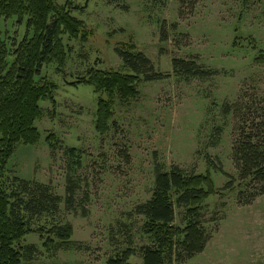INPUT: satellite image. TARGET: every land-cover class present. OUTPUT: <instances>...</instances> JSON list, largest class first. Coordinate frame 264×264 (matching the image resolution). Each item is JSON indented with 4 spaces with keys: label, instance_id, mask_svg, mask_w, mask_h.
Here are the masks:
<instances>
[{
    "label": "rangeland",
    "instance_id": "374dc122",
    "mask_svg": "<svg viewBox=\"0 0 264 264\" xmlns=\"http://www.w3.org/2000/svg\"><path fill=\"white\" fill-rule=\"evenodd\" d=\"M57 2L70 5L92 35L86 43L65 40L71 51L62 70L43 68L38 80L58 86L55 103H41V142L18 148L7 177L51 187L63 200L61 214L41 222L71 225L76 246L49 252L37 234L30 235L25 244L37 251L24 264H107L117 248L110 232L151 198L156 165L205 175L209 161L219 193L203 214L213 236L205 252L186 264H264V196L251 205L239 203L241 180L233 156L238 126L252 116L264 118V0ZM27 33L26 22L0 20V37L11 52ZM124 43L137 46L157 73L170 77L143 83L140 97L129 104L118 102L110 132L103 136L95 128L99 96L75 84L91 69L128 73L116 52ZM174 59L195 61L218 75L185 81L174 74ZM51 134L60 148L55 152L47 142ZM72 148L81 152L83 168L70 211L65 151ZM180 214L178 209V223ZM134 221L135 229L142 226V219ZM131 264H142L140 256Z\"/></svg>",
    "mask_w": 264,
    "mask_h": 264
},
{
    "label": "trees",
    "instance_id": "16d2710c",
    "mask_svg": "<svg viewBox=\"0 0 264 264\" xmlns=\"http://www.w3.org/2000/svg\"><path fill=\"white\" fill-rule=\"evenodd\" d=\"M1 19L26 22L28 31L13 52L0 37V264H24L37 251L36 246L25 244L30 235L37 234L49 252L70 251L76 246L71 225L48 226L41 222L57 219L62 198L43 184L18 178L9 181L7 173L20 146L41 142L37 128L44 115L41 103H55L58 86L47 79L38 80L43 68L56 66L62 70L71 51L65 40L86 43L92 33L73 16L70 5H60L57 0H0ZM239 39L234 43L236 47ZM166 40L163 28L162 41ZM116 52L128 73L91 69L75 84L90 87L99 96L95 128L103 136L110 132L118 102L129 104L140 97L143 83L170 77L157 73L152 62L133 44H119ZM173 70L185 81L210 80L218 75L195 61L181 59L173 60ZM262 119L252 116L236 131L233 156L241 180L239 203L244 205L264 196ZM47 142L54 152L60 149L53 134ZM65 155L69 162L65 204L73 211L83 157L74 148L67 149ZM208 163L205 175H189L178 166L167 170L157 164L151 198L111 230L110 242L117 248L107 264H131L137 255L142 264H186L204 253L213 234L205 226L203 211L207 201L219 193L211 175L215 166ZM136 217L142 219L138 229L134 226Z\"/></svg>",
    "mask_w": 264,
    "mask_h": 264
}]
</instances>
